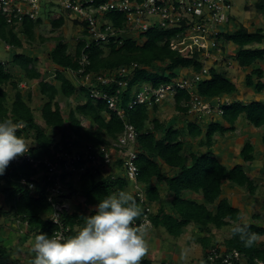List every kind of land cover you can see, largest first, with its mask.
<instances>
[{"label":"trees","instance_id":"obj_1","mask_svg":"<svg viewBox=\"0 0 264 264\" xmlns=\"http://www.w3.org/2000/svg\"><path fill=\"white\" fill-rule=\"evenodd\" d=\"M256 7L264 12V0H260ZM107 17L115 24H122L123 14L113 12ZM42 23L41 19L24 21L22 34L28 43L36 42L37 29ZM64 25L65 20L62 18L52 21L53 31L63 28ZM181 30L183 29L151 28L144 35L143 44L128 38L122 43L112 42L106 46L92 43L86 48V41L79 40L74 53L70 52L69 44L62 34L51 38L39 36L42 42L53 41L48 59L56 71L54 80H48L38 68V56L24 52L25 44L21 35L15 28L10 27L5 17L0 14V42L17 50L12 65L20 70L15 71L12 66L0 61V120L11 119L14 123L22 125L16 134L24 136L30 144L28 152L31 156L36 160L49 158L51 161H56L55 153L60 150V144L65 146L67 152H71L70 142L76 147L92 145L99 148L110 144L111 140H115L124 131L125 121L134 125L138 132L135 147L138 153L137 182L146 199L140 203L133 190L132 194L144 213L147 206L153 209L154 205H158L157 213L152 211L149 215L156 229L163 228L169 235L178 238L189 225H195L198 228V242L202 246L204 256L210 247L216 246L217 236L211 232V227L221 230L225 227L232 229L235 224H248L250 231L257 233L258 238L264 236V226L259 223L261 214L253 213V221L250 223L241 222V209L233 206L227 197H223L222 189V183L228 181L246 189L251 195L256 194L259 184L248 174L245 165L256 159L254 145L251 142L245 143L241 149L244 163H238L231 168L222 164L212 149L215 134L235 130L236 121L243 113L254 127H263L264 101L224 103L221 120L226 125L212 121L208 124L205 135L197 121H187L184 128L168 126L165 120L156 116L159 109L157 103H153L151 107L137 104L130 109L129 103L135 98L134 90H138L141 85L151 84L153 87H159L170 83L180 73L182 74V70L194 69L196 72L202 70L204 64L199 54L184 56L171 49V39ZM224 38L227 43L240 49L234 57L235 65L242 68L257 65L246 76L245 85L259 93L262 92L264 69L258 67V63L264 61V48L256 49L252 46L264 43V30L259 28L250 31L246 26L240 25L236 30L224 34ZM83 51L90 61L85 67V74L105 73L132 63L138 64L132 74L122 78L127 82L126 86L114 83L106 88L110 94L120 91L119 107L124 110V118L116 111L110 110L106 101L91 97L89 88H78L66 76L67 71H73L75 74L79 72L82 67L80 59ZM24 80L38 81V92L42 96L40 117L43 123L38 120L36 111L30 106L31 94L25 95L20 88ZM10 88L15 92L13 99H10ZM197 89L198 94L207 99L231 95L238 91L237 85L218 65L210 68V77L201 80ZM77 94L81 95V99L76 102L75 107L70 108L66 118L60 100L69 99ZM173 99L176 111L187 115L190 109L188 103L191 100L189 92L180 88ZM58 135H61L59 141L56 140ZM185 135L193 140L198 139L199 144L207 148V152L186 153ZM262 141L264 143V136ZM113 165L121 166L122 160L117 159ZM165 166L169 168L168 172L165 171ZM47 170L43 162L35 168L28 162L19 164L16 158L0 176V194L4 196L5 203L9 206L7 211L0 206V218L12 217L17 222L26 223L27 233L32 235L34 240L35 236L41 233L51 238L58 229L50 220L54 206L47 198V189L54 184L56 176L50 181L46 177L41 181L36 180L34 188H30L28 184L22 185V180L30 182ZM62 181L67 189L72 190V194H79L83 198L82 202L75 203L76 208L65 211L62 217L63 223L71 228L69 237L75 236L85 226L84 217L95 214L100 200L120 190L130 193V186L134 189L132 181L124 176L106 175L95 166L87 167L79 177L75 174L63 175ZM163 186H166V196L171 197L169 208L160 201L163 197ZM189 191L200 195L204 202L185 196V192ZM66 197L64 191L57 201L65 203L68 201ZM220 245L225 246L228 251L238 250L247 262L253 263L255 259L264 261V242L257 241L254 246L245 247L239 236H233L231 230ZM19 263L18 259L12 258L11 248L0 241V264ZM141 264H154V261L144 257ZM159 264L169 262L163 260Z\"/></svg>","mask_w":264,"mask_h":264},{"label":"built area","instance_id":"obj_2","mask_svg":"<svg viewBox=\"0 0 264 264\" xmlns=\"http://www.w3.org/2000/svg\"><path fill=\"white\" fill-rule=\"evenodd\" d=\"M235 4V0H0V14L5 17L10 27L16 29V32L22 31L25 20H42V15H46L47 20L62 18L66 22L69 19L77 28L74 31L75 43L79 40L86 41V48L92 43L106 46L112 42L122 43L128 38L143 44L144 35L151 28L158 27L163 30L182 28L183 30L171 39L170 47L184 56L199 54L204 64L202 70L196 72L191 69L190 74L179 75L170 83L159 87H153L151 84L141 85L138 90H134L135 98L129 103V108L137 104H146L149 107L153 103L159 104L168 98H173L181 88L186 89L191 95L188 103L189 114H208L215 109L210 102L198 94V83L209 78L210 68L216 61L226 56L222 55L225 47L224 34L231 31L234 26L231 25L234 23L232 12ZM113 12L123 14L121 25L115 24L107 17ZM80 64L82 67L77 74L71 71L72 75L79 79V87L89 88L91 97L106 101L110 110L116 111L124 118V110L119 107L120 91L110 94L106 88L114 83L126 86L127 82L122 78L132 74L138 64L132 63L105 73L85 74V67L90 61L84 51ZM116 76L121 78L118 79ZM217 113L223 114V109L219 105ZM22 127L21 125L20 128ZM137 137L138 132L134 125L125 121L124 131L108 145L99 148L92 145L76 147L70 142L71 152H67L65 146L60 144V150L55 153L56 161H51L49 158L36 160L29 152L17 157L19 164L28 162L37 168L43 162L48 168L46 173L36 176L30 182L23 179L22 185L28 184L30 188H34L36 180L41 181L46 177L50 181L56 176L54 184L47 189L48 201L54 206L50 220L58 227L53 236L69 238L71 232V228L62 221L65 211H70L71 207L67 201L65 203L57 201V198L60 199L67 190L62 181L63 175L75 174L79 177V174L89 166L104 170L113 165L117 159H121L124 177L134 184V193L139 202L145 201L144 193L137 182L138 153L135 149ZM152 211V207L147 206L146 212L135 223L138 225L147 220L152 229L153 225L149 218ZM34 257L33 252L31 259ZM237 262L264 264V261L259 259H255L253 263L247 262L238 250L228 251L227 248L218 245L210 247L208 253L202 256L197 264H236Z\"/></svg>","mask_w":264,"mask_h":264},{"label":"clouds","instance_id":"obj_3","mask_svg":"<svg viewBox=\"0 0 264 264\" xmlns=\"http://www.w3.org/2000/svg\"><path fill=\"white\" fill-rule=\"evenodd\" d=\"M20 127L11 119L0 122V176L11 161L29 150L30 144L25 137L16 134ZM143 213L132 193L120 190L110 194L100 200L94 215L84 217L85 226L75 236L49 238L45 233L36 235L32 249L35 257L30 264H141L149 251L151 229L147 220L138 225L135 223ZM231 232L248 248L258 240V234L251 232L248 224H235Z\"/></svg>","mask_w":264,"mask_h":264},{"label":"rangeland","instance_id":"obj_4","mask_svg":"<svg viewBox=\"0 0 264 264\" xmlns=\"http://www.w3.org/2000/svg\"><path fill=\"white\" fill-rule=\"evenodd\" d=\"M260 0H235V7L233 9V16H234V23L231 25L234 26L232 29L234 30L235 27L239 28L240 25L244 26H253V27H261L264 29V12L257 9L256 4ZM48 10H50L48 8ZM59 13V12H57ZM46 15H42L43 23L42 25L37 29V39L36 42L28 43L27 39L23 36L21 30H17V33L21 35V38L24 41V52L28 55H34L36 54L38 56L39 62L38 67L41 70H44V73H49V71L52 72L50 68L53 67L50 61H48V52L51 49L53 45V41H44L42 42L39 39V36H43L44 38H51L53 36H58L62 34L65 37V40H67L69 44L70 50L74 53V45H75V33L76 27L71 24V21H66L63 28H60L58 30L53 31L52 27V20H47L48 17H45ZM237 25V26H236ZM12 48V47H11ZM11 50V49H10ZM17 52V50H13L12 55H14ZM8 54V53H7ZM5 54V45L4 43L0 42V58L6 59ZM11 55V54H10ZM10 55L8 57H10ZM227 57V56H226ZM225 57V58H226ZM231 58V57H229ZM218 62V61H217ZM219 63V62H218ZM222 62L218 65L222 70L226 71V67L229 68V65L222 66ZM228 72V71H227ZM68 74V77L72 78L71 71L66 72ZM183 75H187V70H182ZM180 73V75H182ZM48 80H52L51 78H48ZM74 83L78 84L79 79L76 77H73ZM258 79H256L257 81ZM79 85V84H78ZM20 88L23 90L24 94L27 95L28 93L31 94L33 92L34 98L30 102V105L32 108L35 109L38 119L40 122L43 123V120L40 117V109H41V101L38 92V86L36 82H31V85L28 83H24L20 85ZM14 91L10 89V99H13L14 97ZM38 93V95H36ZM264 94V93H263ZM27 98V96H26ZM81 99V95L77 94L71 98H61L60 103L62 106V111L64 113V116L67 118L69 114V110L72 107H75L76 102ZM257 99V98H256ZM264 99V97L262 98ZM169 101H172L171 98H168L164 100L163 102L159 103L158 105L161 107L162 112L158 113L161 120H165L167 123L170 119L174 118L176 115V109L174 106H170L168 103ZM170 106V107H169ZM84 123L86 121L84 120ZM175 125V124H173ZM264 133H261V137L263 138ZM61 139V135H58L56 137V140L59 141ZM260 153H256V156L258 157ZM106 175L107 171L106 169L101 170ZM251 176V175H250ZM132 185V184H131ZM134 185V184H133ZM132 185V186H133ZM130 193L135 192V189H132L130 186ZM237 195L238 200L241 201L239 203V206L243 209V216L241 222H247V214L252 215L253 213H260L262 215V218L264 219V211L261 213L262 210H264V188L261 189L259 194L251 195L246 189L242 188V191L238 192ZM66 198L68 199L67 203L71 207V210L75 207L76 202H82L83 198L79 194H72V190L69 188L66 190ZM168 199V198H167ZM231 199H233L231 197ZM169 200V199H168ZM0 206L3 208V210H9V206L5 203V198L3 195L0 194ZM17 222V221H16ZM12 217L6 218L1 217L0 218V241L7 245L8 247H11V253L12 258L15 259L14 253H17L21 249H25V254L28 255V253H31L35 240L32 237V241H30V247L27 245V242L24 240L25 237L22 234H20L21 230L24 229L27 236H30L28 232V227L26 223L17 222L16 223ZM251 222V219H250ZM249 222V223H250ZM262 224L264 221L261 222ZM2 228V229H1ZM195 227L193 225H190L187 227L185 232L180 237H173L169 234H167L166 231H156L154 230V227L150 230L148 235V242H149V251L144 256L147 258H153L154 264H159L162 260V256L165 255L167 260H170V264H197L199 263V260L201 259L202 255V246L198 242V238L196 239V236L193 235ZM212 233L216 234L217 238L215 239L216 245L222 244L223 240L229 236L231 227H225L221 230H216L214 227H211ZM24 233V234H25ZM160 233V234H159ZM193 236V237H192ZM22 239L23 241H20L19 239ZM258 243L264 242V237L258 238ZM164 249V251H162ZM182 252V253H181ZM19 253H23L21 250ZM23 255V254H22ZM30 255V254H29ZM18 257V256H17ZM21 257V255H19ZM143 257V258H144ZM164 257V258H165ZM200 257V258H199ZM29 257H27V261H23V264H29L30 261H28Z\"/></svg>","mask_w":264,"mask_h":264},{"label":"crops","instance_id":"obj_5","mask_svg":"<svg viewBox=\"0 0 264 264\" xmlns=\"http://www.w3.org/2000/svg\"><path fill=\"white\" fill-rule=\"evenodd\" d=\"M246 27L250 31H255L256 29L261 28V27H253V26H246ZM236 29H237V27L234 28V30H236ZM261 29H263V28H261ZM234 30L232 29L231 31H234ZM74 48H75V45H74ZM252 48L263 49L264 43L262 45L254 44V46H252ZM13 50L15 51V48H8L7 49V47H5V54H7V53L8 54L6 55V59L0 58V61L4 64H7L8 66H12V68L15 71H20L18 68L13 67V65H12V60H13V56H14V55H12ZM239 50L240 49L238 46L233 45L231 43H227L225 41V47L222 50V52H223L222 55L223 56L226 55L227 57L224 56L222 59H220L218 61L219 63L217 61L214 63V65H219L220 62H222V64H223L222 66H225L226 64L229 65V68L226 67V69H227L226 72L228 71L227 75L237 85L238 91L234 94H231V95H224L221 97H216V98H211V99L205 98V100L210 102L214 106V109L216 110V111L214 110L212 113H208V114H206V113L195 114L194 113V114L183 115L182 113L177 111L174 118H172L168 121V123H167L168 126L175 124L174 126H176V128H184L187 121H197V122H199V124L201 125V127L203 129V135H205V133L207 131L208 124L211 123L212 121H218V122H221L222 124H224L223 121L221 120V115H219L217 113V106L218 105H220V107H222V105L224 103L229 104V103H232L234 101H242L244 103H250V102L256 101V100L257 101L258 100L264 101V99H262L264 97V94H263L264 90L259 93L254 88H249L245 85L246 76L249 73H251V71L255 67H257V65H254L253 67H246V68H242L240 66L235 65L234 57L236 56V53ZM9 55H10V57H8ZM229 57H231V58H229ZM48 61H49V59H48ZM258 67H261L262 69H264V61L261 63H258ZM50 69L51 70L53 69L52 72L49 71V73H47V74L44 73V70H41V68H40V71L42 72L45 79L51 78L52 80H54L56 68L52 67ZM190 73H191V69L188 71V74H190ZM65 74L68 77V74L67 73H65ZM69 79L72 80L74 83L73 77L72 78L70 77ZM25 82L30 84V85H31V82H36L37 86H38V81L24 80V82L22 84H24ZM75 84H77V83H75ZM28 95H30V93H28ZM34 95L35 94H33V92H31V101L34 98ZM36 95H38V93ZM38 97H40L41 108H42V96L39 94ZM171 99H172V101H169L168 103L172 107V106H174V99L173 98H171ZM174 108H175V106H174ZM40 111H41V109H40ZM161 112H162V110H161V107L159 106L158 112L156 113V116L159 119H160V116L158 115V113H161ZM36 115H37V113H36ZM37 118H38V116H37ZM224 125H226V124H224ZM261 133H264V126L261 128L254 127L247 120L246 114L243 113L240 115V117L236 121L235 130L229 131L225 134H220V133L215 134V136H214L215 144L212 148L214 153L216 154V157L220 160V162L222 164H224L225 166L231 168V167L237 165L238 163H244L243 157L241 155V149L244 146V144L247 142H251L254 145L255 156H256V153H260V154L258 155V157L256 156V159L251 164H249V165L245 164V165H246V171L248 172V174L251 175V177L254 180H256V182L259 184V188H258L256 194H259L261 189L264 188V143L262 141ZM262 136H264V135H262ZM184 137H185V141H186V147H185L184 151L186 153H190V152L194 151L198 154H203V153L207 152V148L204 146H201L199 144L198 139L193 140V139H190V137H188L186 135ZM160 163H161V161H160ZM106 171H107L108 175L113 174L116 177L124 176V172H123L121 166H118V165H111V166L106 168ZM165 171H167V172L169 171V168L167 166H165ZM222 189H223V197H227L233 206L239 207L242 211V216H243V209L239 206V203H241V201H239L238 197H237V195L239 194L238 192L242 191V188H239V187L231 184L228 181H224L222 183ZM165 191H166V186H163L162 187L163 197L161 198L160 201L165 206H167V208H169L171 197H167ZM185 196H188L191 199L196 200L198 202H204V199L200 195L194 194L190 191L185 192ZM231 197L233 199H231ZM157 211H158V205H154L153 206V212L157 213ZM263 211L264 210H262L261 213ZM246 217H247V222L243 221V223H249L250 219H251V222L253 221L252 215L247 214ZM263 220L264 219L262 218V215H261V219H260L259 223L264 226V223L263 224L261 223ZM14 221L16 222V220H14ZM241 221H242V219H241ZM193 226L195 227V229H194L192 234L195 235L196 239H197L199 237L198 228L195 225H193ZM154 230H155V232L160 231L161 233H163L162 231H165V229H163V228H160V229L154 228ZM22 233L26 239L24 241L27 242V245L30 247V241H32L33 236L32 235L27 236L24 229L21 230L20 234H22ZM19 240L23 241L21 238ZM11 247H13V246H11ZM21 250L23 251V253H22L23 255L21 253H19ZM21 250L18 251L17 253H14L15 259H18L20 261L19 264H23V261H27V257H29L28 261H31L33 251H30L31 253H28V255H27L24 253V252H27V251H24L25 249H21ZM162 251H164V249ZM19 255H21V257H19ZM202 255H203V251H202ZM164 257H165V255H163L161 257L162 258L161 261L164 260V261L169 262V264H170L171 263L170 260L168 261L167 258L166 257L164 258Z\"/></svg>","mask_w":264,"mask_h":264}]
</instances>
